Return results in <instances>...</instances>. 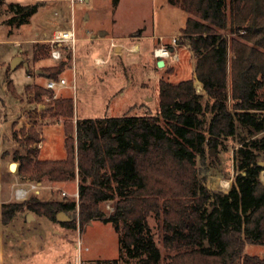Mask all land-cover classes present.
Here are the masks:
<instances>
[{"label": "trees", "instance_id": "obj_1", "mask_svg": "<svg viewBox=\"0 0 264 264\" xmlns=\"http://www.w3.org/2000/svg\"><path fill=\"white\" fill-rule=\"evenodd\" d=\"M168 3L187 14L179 40L195 56L193 72L206 103L192 78L174 84L160 80L154 115L71 124L72 100L54 99L53 116L65 119V158L40 160L29 150L14 159L20 161L18 175L30 181L77 179L78 202L41 201L31 194L2 203L1 223L29 210L52 221L63 211L77 212L79 225L94 219L113 225L117 259L85 264H264V257L244 253L246 244L264 245V185L259 181L264 166L256 154L264 151V136L234 154L237 173L227 193L206 189L196 170L205 146L217 148L220 140L233 136L237 121L254 133L264 131V0ZM36 7L12 4L17 25L27 22ZM35 90L37 100L43 91L53 97L50 90ZM105 202H111V214L102 208ZM149 217L158 223L165 254L154 240ZM73 220L61 224L75 227Z\"/></svg>", "mask_w": 264, "mask_h": 264}, {"label": "rangeland", "instance_id": "obj_2", "mask_svg": "<svg viewBox=\"0 0 264 264\" xmlns=\"http://www.w3.org/2000/svg\"><path fill=\"white\" fill-rule=\"evenodd\" d=\"M12 4L37 6V12L31 14L27 22L17 25L18 16L11 9ZM186 18L187 14L179 6L170 5L168 0L0 1V114L3 111V101L7 116L14 114V94L19 99L32 102L33 89L37 86L45 88L47 78L51 76L54 79L56 68L63 64L56 77L64 78L67 87L51 91L56 98L43 91L38 102L48 110L41 112L42 108L36 107L38 102H34L35 114H31L32 119L38 115L52 118L49 124L55 125L49 126L44 132L46 148L42 155L49 159H59L65 155V119L51 117L53 110L50 107L54 99L72 100L74 115L71 124L76 119L154 115L159 108L160 80L174 84L192 78L195 89L199 86L197 92L203 96L201 103L204 105L207 95L200 89L202 86L198 84L193 72L195 56L189 50L187 42L180 43L178 40L174 48L179 60L167 59L163 67L157 66V60L151 52L153 43L155 48L159 45V35L163 36L167 44L172 41L173 36L179 39ZM10 19H13L12 23L9 22ZM66 29H74L75 47L73 51L62 50L61 60L54 61L50 59V40L56 31ZM152 30L156 39L136 41L131 38L133 35L140 36L141 32L151 35ZM103 32L107 36L124 34L126 37L120 42L125 46L123 53L117 56L110 50L111 58L105 66L97 65L93 58L98 55L106 58L109 42L98 41ZM86 38L90 40H85ZM135 42L141 44L140 52L131 51V45ZM228 54L230 59L233 54L230 51ZM15 57H21L23 62L12 69L11 63ZM25 62L28 64L27 68ZM36 72L49 76H39ZM13 87L15 91L12 93ZM209 118L210 113H207L204 121L208 123ZM0 122H5L4 117H1ZM31 128L26 127L22 132L28 134L32 132ZM262 136L264 131L254 133L237 121V130L233 136L220 140L217 148L205 146V156L196 164L202 185L212 192L227 193L237 173L234 154L240 147L259 141ZM21 139L24 148L19 149V153L24 155L25 149L32 152L37 150L27 138L23 139L21 136ZM256 154L258 162H262L264 166V151H257ZM32 158L42 159V156L34 154ZM261 173H264V169L259 176V181L264 185ZM36 184H39L37 193L30 190L27 197L34 194L41 201H60L65 198L78 202L79 194L77 198L74 197L77 193V179L60 184L44 179L42 183ZM101 206L107 214L113 211L111 202H105ZM28 214L31 215L30 219L25 217ZM67 215L74 217L72 223L75 227L63 226L60 222L38 216L29 210L17 214L6 225L0 220L1 261L4 264H85L117 259L119 241L113 225L98 219L79 225L77 212ZM148 224L160 252L165 254L158 223L149 217ZM244 253L262 258L264 245L246 244Z\"/></svg>", "mask_w": 264, "mask_h": 264}, {"label": "crops", "instance_id": "obj_3", "mask_svg": "<svg viewBox=\"0 0 264 264\" xmlns=\"http://www.w3.org/2000/svg\"><path fill=\"white\" fill-rule=\"evenodd\" d=\"M105 34L106 32L101 33L98 41H102V42L108 41L109 42L106 48V55H105L106 58H103L102 55L93 57L97 65H103V66L107 65V63L109 62V59L111 58L109 55L110 50H113L114 53L117 54V56L123 53V49L125 48V46H124V43H120V42L125 40L126 38L124 34L123 36H118L114 34L107 36L106 34V36L103 37ZM131 38H135L136 41H139L140 39H151L152 40V39H156V36H154L153 30H152L151 35H146L144 34V32H141L140 36L133 35V37ZM87 39L90 40L93 38L90 37V39L86 38L85 40ZM116 42H119V43H116ZM111 43H114V46H111ZM131 46H133L131 49L132 52L141 51L142 46L140 43L135 42V43H132ZM154 48H155V44L153 43L152 51ZM96 60H99L100 63H97ZM36 74H38L39 76L42 75V76L48 77L42 72H39V73L36 72ZM48 79L50 78H47V80ZM35 84H38V83H35ZM198 84L200 85L199 81H198ZM196 88L199 90V86ZM200 89L203 90V88H200ZM13 91H15L14 87H13L12 93ZM35 91L36 90L33 89L34 98L32 102L25 101L22 98L21 100L17 98L14 94L16 101L14 103V109H13L14 114L11 117L9 115L7 116L5 101H3V104H2L3 111L0 114V119L1 117H4L5 122L3 123L0 122V205L2 203H10L11 201H14L15 200L14 194H13L14 189L18 187L26 189L29 182H31L30 179L28 178L25 179L18 175L20 161L14 159V156L22 155V153H19V149H21L24 146L23 145L24 143L21 141L22 140L21 136H23V139L27 138L26 140L27 141L29 140L30 143H32V147L34 149H37L33 151V154L31 155V157H33L34 154H36V156L41 155L42 159H47V160H59V159L65 158V155H64L63 157H60L59 159H49L47 158V156L42 155V151L46 148V143L44 141L45 140L44 132L47 131L49 126L55 125V124H49V122L52 121V118L49 119L48 117L46 118L40 115H38L35 119L31 118V114H35V110H34L35 103L34 102H38V100L35 99V93H34ZM36 107L37 109L42 108L41 112H46L48 110L47 107H45L44 105L42 104L39 105V102L37 103ZM51 117L55 118L53 114L51 115ZM33 121H36V122H33ZM74 123H75V120H74ZM26 127H32L31 128L32 132H29L28 134L26 133L24 134L22 130L25 129ZM63 140H64V130H63ZM36 145H38V147ZM29 150L30 149L28 150L25 149L26 152ZM12 166H15L14 170L11 168ZM25 217L27 219V215H25ZM0 264H4V262L1 261V257H0Z\"/></svg>", "mask_w": 264, "mask_h": 264}, {"label": "built area", "instance_id": "obj_4", "mask_svg": "<svg viewBox=\"0 0 264 264\" xmlns=\"http://www.w3.org/2000/svg\"><path fill=\"white\" fill-rule=\"evenodd\" d=\"M83 2L84 0H79ZM86 1V0H85ZM159 41V45L153 49L152 56L156 59H162L164 61V65L166 64L165 60L171 59L172 61H178L179 56L175 51V45H177L178 38L172 37V41L167 44L165 43V39L162 36L157 37ZM75 32L74 29H66V30H59L53 34L52 39L50 40L52 50L50 52V59L57 61L61 60L62 58V50H72L75 47ZM111 46H114V43H111ZM97 63H100L99 60H96ZM66 80L64 78L59 77L57 80L48 79L45 85V88L50 91H57V89H62L67 87ZM73 88V85L71 86ZM56 98V95L53 96ZM38 184L36 182H31L29 187L26 189L23 188H15L13 191L14 198L16 201H23L27 199L28 191H32L37 193ZM65 195V193H63ZM74 197H78V192L74 194Z\"/></svg>", "mask_w": 264, "mask_h": 264}, {"label": "water", "instance_id": "obj_5", "mask_svg": "<svg viewBox=\"0 0 264 264\" xmlns=\"http://www.w3.org/2000/svg\"><path fill=\"white\" fill-rule=\"evenodd\" d=\"M12 63H11V68L14 69L17 65H19L21 62H23L22 58L21 57H15L12 59ZM25 67L27 68L28 67V64L25 62L24 63ZM157 66L158 67H163L164 66V61L162 59H159L157 60ZM39 73V72H37ZM259 166H263V163L260 162L258 163ZM31 215L28 214L27 215V218L30 219ZM56 220L57 222H65V221H68L70 220V217L68 215H66L63 211H61L59 214H57L56 216Z\"/></svg>", "mask_w": 264, "mask_h": 264}, {"label": "bare ground", "instance_id": "obj_6", "mask_svg": "<svg viewBox=\"0 0 264 264\" xmlns=\"http://www.w3.org/2000/svg\"><path fill=\"white\" fill-rule=\"evenodd\" d=\"M12 169L14 170L15 169V166H12ZM262 176H263V179H264V173H261Z\"/></svg>", "mask_w": 264, "mask_h": 264}]
</instances>
